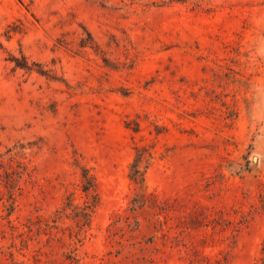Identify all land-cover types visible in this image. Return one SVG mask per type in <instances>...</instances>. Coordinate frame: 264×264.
<instances>
[{"label":"rangeland","instance_id":"1","mask_svg":"<svg viewBox=\"0 0 264 264\" xmlns=\"http://www.w3.org/2000/svg\"><path fill=\"white\" fill-rule=\"evenodd\" d=\"M0 264H264V0H0Z\"/></svg>","mask_w":264,"mask_h":264},{"label":"trees","instance_id":"2","mask_svg":"<svg viewBox=\"0 0 264 264\" xmlns=\"http://www.w3.org/2000/svg\"><path fill=\"white\" fill-rule=\"evenodd\" d=\"M15 67L19 69H24L27 71H31L32 68L28 65L27 61L25 58L22 57L21 60L15 59ZM37 73L40 75H45L42 70H37ZM141 162L140 158H136L135 163L132 165V172L130 174V179L134 183H141L143 181L142 174H140L138 165ZM81 191L86 195V196H91L93 198V204L86 205L85 208L81 209V216L85 219L87 216L86 210H91L95 205H96V194H95V181L94 178L89 175L87 170H82V175H81ZM72 206V205H70ZM73 208V207H72Z\"/></svg>","mask_w":264,"mask_h":264}]
</instances>
